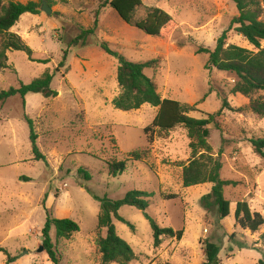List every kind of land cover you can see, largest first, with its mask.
<instances>
[{"label": "rangeland", "instance_id": "obj_1", "mask_svg": "<svg viewBox=\"0 0 264 264\" xmlns=\"http://www.w3.org/2000/svg\"><path fill=\"white\" fill-rule=\"evenodd\" d=\"M47 1L50 14L41 9L35 15L24 13L9 31L31 49L33 59L48 62L31 61L24 51L12 50L6 53L8 67L0 68V90L29 83L48 71L53 75L50 87L58 93L48 98L28 93L24 99L16 95L0 100V249L14 258L9 264H53L40 250V230L47 216L70 218L79 227L68 239L57 242L55 228L50 227L60 264H101L96 246L100 203L93 195L117 200L134 189L153 193L145 212L160 227L183 234L179 240L162 236L155 247L143 211L121 206L118 213L124 221L113 219V224L136 256L130 264H201L205 241L219 245L220 264H264V224L250 232L234 219L239 200L264 218V160L249 142L264 138V117L246 108L247 97L230 93L235 80L232 72L205 69L207 54L196 52L198 47L213 50L216 38L237 15L234 2L142 0L133 21L143 18L146 7H158L176 22L162 37L125 23L106 5L99 9L95 33L81 46L70 45L71 39L81 28L92 26L95 12L105 0ZM262 7L264 22V1ZM101 41L133 62L157 59L144 74L155 82L161 97L189 105L191 117L215 113L222 99H227L232 109L223 108L217 117L220 128L210 124L207 138L213 156L221 149L220 177L237 182L223 190L230 202L227 217L217 219L216 210L205 211L199 203L211 183L182 185L180 166L191 157L190 140L182 125L156 129L148 144L142 129L151 123L156 108L146 103L129 111L113 107L111 101L120 92L118 59L99 47ZM226 43L256 51L233 28L227 32ZM63 49L68 54L58 67ZM24 115L33 121L36 143L45 160L33 159ZM144 149L145 160L127 161L116 177L108 174L107 161L124 160L129 152ZM79 168L89 174L88 180ZM165 194L176 197L164 199ZM5 263L6 255L0 251V264Z\"/></svg>", "mask_w": 264, "mask_h": 264}, {"label": "trees", "instance_id": "obj_2", "mask_svg": "<svg viewBox=\"0 0 264 264\" xmlns=\"http://www.w3.org/2000/svg\"><path fill=\"white\" fill-rule=\"evenodd\" d=\"M41 2L29 0L19 2L15 0H0V68H7L8 51H24L31 61L48 62L47 59H33L31 49L15 33L10 32V28L19 20L24 13L38 14ZM234 2L237 15L215 41L213 50L205 47H198L197 53L207 54L205 69L216 68L220 71L232 72L235 76L234 84L230 88L231 94H241L248 98L247 109L257 116L264 117V22L261 20L262 1L264 0H230ZM48 3V1L46 0ZM109 5L118 16L127 24H131L144 33L151 36H165L176 26L174 19L164 10L158 7H146L145 15L139 20L133 21V14L137 8L142 6V0H105L99 5L94 15L92 26L81 28L80 32L71 39L70 45L88 44V37L95 33L98 24L99 9ZM231 28L241 35L256 51H251L235 44H227V32ZM99 47L108 55L118 59L116 69V80L120 88L119 94L111 101L113 107L122 111L135 110L143 104H150L156 108V113L151 123L142 129L147 143L153 142L155 130H170L177 125H182L187 131L189 138V148L191 157L182 164L181 179L183 187L192 185L211 183L210 191L202 195L199 199L201 207L205 211L216 210L217 219H223L230 213V202L223 195L224 187L236 185V181L222 179L220 169L222 163L219 159L221 149L216 156L211 153V147L207 143L209 137V125L219 129L217 117L221 115L223 108L232 109L227 99H222L221 108L215 113H205V117L194 118L187 114L189 105L181 104L174 99L161 97L157 91L155 82L144 74L145 68H151L157 64V59H150L143 62H133L127 60L119 52L110 48L108 42L101 41ZM68 54L67 49L62 50V60L58 67L63 66ZM53 75L46 71L39 77L34 78L29 83L20 82L17 87H9L0 90V100L18 95L24 99L28 93H38L43 97H56L58 93L51 89L50 84ZM257 95L256 97H253ZM237 110H242L238 108ZM23 119L29 125V140L34 160H45V156L39 151L36 143L37 134L33 127V121L27 115ZM253 152L264 160V138L250 139ZM147 149L143 151H131L124 160L107 161L108 174L111 177L120 175L126 168L127 161H142L146 159ZM151 167V166H150ZM85 179H89V174L82 168L78 169ZM24 177V181H28ZM90 192V191H89ZM153 193L144 190H130L121 199L112 200L107 197H93L99 201L100 210L97 217V238L96 246L100 254L101 264H130L135 259V254L130 245L121 239L115 231L113 219L124 221L118 210L121 206L128 205L143 211L145 218L149 221L152 229L153 245L158 247L161 244L162 236L181 239L183 231L173 230L170 227H160L153 218L146 212L150 204ZM164 199H172L176 194H165ZM234 219L236 224L250 232H256L263 224V216L250 209L245 200L236 202L234 209ZM55 228L56 242L60 239H68L71 234L77 232L79 227L70 218H51L47 216L44 226L40 230L41 247L48 259L53 264H60L56 252L55 244L49 236L50 227ZM104 230V235L99 232ZM204 261L201 264H220L218 244L210 241L204 242ZM6 255V263L14 261L5 249H0Z\"/></svg>", "mask_w": 264, "mask_h": 264}, {"label": "water", "instance_id": "obj_3", "mask_svg": "<svg viewBox=\"0 0 264 264\" xmlns=\"http://www.w3.org/2000/svg\"><path fill=\"white\" fill-rule=\"evenodd\" d=\"M40 8H41V10L45 11L46 14H50L51 13V9L46 5L45 1H42V4H41ZM40 250H42V248Z\"/></svg>", "mask_w": 264, "mask_h": 264}, {"label": "crops", "instance_id": "obj_4", "mask_svg": "<svg viewBox=\"0 0 264 264\" xmlns=\"http://www.w3.org/2000/svg\"><path fill=\"white\" fill-rule=\"evenodd\" d=\"M180 167H181L180 169H182V165ZM157 174H159V173H157ZM21 197H23V196L21 195Z\"/></svg>", "mask_w": 264, "mask_h": 264}]
</instances>
